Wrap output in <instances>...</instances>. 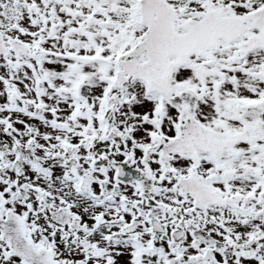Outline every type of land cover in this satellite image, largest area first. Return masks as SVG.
<instances>
[{"label": "snow or ice", "instance_id": "6c2138e0", "mask_svg": "<svg viewBox=\"0 0 264 264\" xmlns=\"http://www.w3.org/2000/svg\"><path fill=\"white\" fill-rule=\"evenodd\" d=\"M0 264H264V0H0Z\"/></svg>", "mask_w": 264, "mask_h": 264}]
</instances>
